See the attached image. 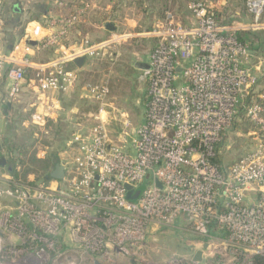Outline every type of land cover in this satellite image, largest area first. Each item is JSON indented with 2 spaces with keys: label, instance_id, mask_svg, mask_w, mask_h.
<instances>
[{
  "label": "built area",
  "instance_id": "built-area-1",
  "mask_svg": "<svg viewBox=\"0 0 264 264\" xmlns=\"http://www.w3.org/2000/svg\"><path fill=\"white\" fill-rule=\"evenodd\" d=\"M245 5L252 16L247 28L264 29V0H246ZM90 9L88 1H80L72 13L49 20L51 34L40 36L37 27L26 32L25 40L40 36L39 50H57ZM187 10L190 24L169 8L148 32L156 44L145 71L143 122L132 126L122 111L120 130L113 133L105 118L109 82L88 83L86 97L100 109L95 122L79 124L68 141L77 153L66 163L64 180L37 187L0 180V201L13 204L0 209V226L25 239L23 248L53 242L67 228L81 242L84 255L134 259L146 248L151 230L182 217L202 236L214 224L219 232L210 238L223 237L229 264L264 261V97L255 89L259 76L249 66V45L221 26L202 1H188ZM120 38L112 34L93 43L85 40L68 57L99 56ZM7 62L0 58V69ZM27 69L33 70L29 81ZM7 75L10 99L28 83L42 93L67 91L79 83L78 72L63 62L36 63L27 55L12 63ZM242 109L257 128L251 134L253 147L229 165L218 164V147ZM127 185L133 195L139 191L134 200L127 197ZM34 250L38 258L44 256L43 247Z\"/></svg>",
  "mask_w": 264,
  "mask_h": 264
},
{
  "label": "rangeland",
  "instance_id": "rangeland-1",
  "mask_svg": "<svg viewBox=\"0 0 264 264\" xmlns=\"http://www.w3.org/2000/svg\"><path fill=\"white\" fill-rule=\"evenodd\" d=\"M157 1V10H164L160 9L161 0ZM188 1L174 0L168 5L184 14L183 11L186 9ZM229 3L231 1L227 4L229 5ZM147 6L149 5H143L141 9H146ZM141 9L140 13L133 15L138 24L135 28L132 29L129 25L118 24L115 34L121 36V38L116 44L108 46L105 52L102 53L103 55L92 57L93 61L90 62L91 74L86 76L85 79L83 77V83L80 82L83 86L87 81L94 83L103 78L109 81L110 93L107 98L109 105L105 107V118L113 133L120 130L123 122L120 112L124 110L128 112V115L126 114L127 120L132 126L136 127L143 118L148 104V78L145 71L149 55L155 44L153 37H150L148 32L152 31L155 24L152 15L149 14L150 10L144 15L141 13ZM126 14L129 17L132 16V13L128 11H126ZM93 42L95 41L90 43ZM260 53H262L261 50ZM254 54L255 51L251 50L248 62L252 65L257 63V56H254ZM48 57L54 59L52 55L44 56L40 54L38 60L44 62L43 60ZM32 71L31 69L28 72L33 73ZM87 102L89 104L85 106L88 110L75 113L71 124L63 132L60 131L62 134L56 133L52 128V132L44 133L34 125L21 127V129L14 131L13 140L10 141L8 146L13 149V153H16L15 157L26 162V168L32 169L33 172L29 174L27 182L35 180L37 167L42 165H35L32 162L34 154H37L39 158L49 160L48 157L60 149L58 142H64V139L66 142L70 140L72 133L78 128L77 123L74 125L75 121L85 126H90L95 122L94 117L99 113L100 104L91 98L87 99ZM253 132H257L256 126L249 121L246 110H240L225 142L218 147L219 164L229 165L251 149L253 147L254 136L251 135ZM64 148L68 149L64 159L68 162L73 155L70 148L66 145ZM18 169L23 174L25 167L20 166ZM4 175L9 176L7 172ZM9 177V181H11L12 177ZM20 179L24 181V177H20ZM0 180L8 184L3 179L0 178ZM37 185L41 186L40 182H37ZM3 227L0 226V264H172V260L179 258L186 261L191 260L198 250H203V262L206 264H218L220 262L229 264L230 258L227 255L228 251L225 249L226 245L222 240L223 237L207 240L201 234L196 233L182 217L171 225H162L155 228L154 231L151 230L146 241V248L140 256L134 259L125 257L104 260L97 255H84L81 251V242H76L67 228L65 231L58 233L53 242L48 244L32 243L34 244L33 247L23 248L25 239L9 233L7 228ZM217 231L215 230L216 233ZM36 246L44 248L45 253L41 258L36 256V250H34Z\"/></svg>",
  "mask_w": 264,
  "mask_h": 264
},
{
  "label": "crops",
  "instance_id": "crops-1",
  "mask_svg": "<svg viewBox=\"0 0 264 264\" xmlns=\"http://www.w3.org/2000/svg\"><path fill=\"white\" fill-rule=\"evenodd\" d=\"M80 1H88L91 4L89 13L84 17V20L78 24V26L85 24L89 27L90 31L87 34V38L82 36L80 29L74 28L70 37L71 41L63 47L58 48L54 53V59L50 60L58 63L63 62L68 65L67 68L76 70L79 75V83L67 91H49L45 93L39 92L32 84L28 83L25 84L18 97L10 99L8 92L12 82L7 75L8 67L14 62L19 63L26 55L29 56L32 61L39 63L38 56L42 54V52L38 49L39 42L37 38L51 34L54 29L48 26L49 20L60 13L67 15L64 13L66 10H69L66 6H70V3H79ZM229 1H231V3L228 5L227 3ZM245 1L246 0H211L210 2L212 9L217 14L218 22L221 26L235 33L238 31H252L257 35V38L253 36V41L257 46V48L253 49V51H255L254 56H257V63L254 65L249 63V66L259 76L258 84L255 87L256 93L264 97V29L251 30L247 28L252 22V16L246 9ZM172 2H174V0H168L169 4ZM61 3L65 4V6H61ZM146 4L149 6H147V9L142 10L139 8L137 0H0V58L6 57L8 59L4 67L0 69L1 150L8 146L10 141L13 140L12 135L16 129L34 125L44 133L52 132V128L53 131L59 134L60 131L63 132L65 128L71 124L75 117V113L88 110L85 105L89 104L87 99L90 98L86 97L85 86L90 81L84 83L83 86L80 82L83 83V77L85 79L87 78L86 76L91 74L90 62L93 61L92 57L84 56L85 60L82 67H78L74 60L69 59V54L72 49H77L81 44H84L85 40L89 42L101 41L115 34L118 24L129 25L132 29L135 28L138 24L134 16L136 13H140V9L142 10L141 13L144 15L150 10L149 14L152 15L154 24L156 25L164 18V16L160 17L157 13L158 1L147 0L145 5ZM185 8L186 9L183 11L184 14L179 13L175 9L173 10L184 23L190 24L193 22V19L187 10V6ZM126 11L132 13V16H127ZM123 20H125V22H123ZM107 23H112L115 29H107ZM37 27L39 28L40 36H35L33 39H30L37 42V44L33 45L25 40V35L26 32L32 33ZM23 32L24 37L20 38L19 36ZM152 39L156 44V39ZM260 50L262 53H260ZM148 65L149 58L146 67ZM29 80L30 79H28V81ZM102 80L105 79H99L98 81ZM78 100H80V103ZM260 101L264 103L263 98H260ZM123 112L128 115V112L125 110ZM33 116H39L40 119ZM144 116L145 112L139 124L143 122ZM75 124L76 126L78 125V128L75 130L77 131L80 123L75 121L74 125ZM62 138L64 137L62 136ZM64 143L71 149L72 158L77 151L73 150L65 139L64 142H58L60 149L53 153V157L56 156L66 167V163L68 164L71 159L68 162L64 160L65 154L68 152V149L64 148ZM5 157L6 160L10 158L7 154ZM10 171V166L0 164V178L7 183L10 179L9 176H11ZM6 172L9 176L4 175ZM12 206L13 204L8 200L0 201V208L3 210H8Z\"/></svg>",
  "mask_w": 264,
  "mask_h": 264
},
{
  "label": "trees",
  "instance_id": "trees-1",
  "mask_svg": "<svg viewBox=\"0 0 264 264\" xmlns=\"http://www.w3.org/2000/svg\"><path fill=\"white\" fill-rule=\"evenodd\" d=\"M146 1L147 0H137V4H138L139 8H142L143 5H145ZM200 1H202L204 3V5L207 6L209 8V10L212 11L215 14V17L217 18L216 12L211 7V2H210L211 0H200ZM78 4L79 3H77V2L70 3V6L69 5L66 6L67 9H69V10H66L64 13L67 14V15L72 13L77 8ZM168 4H169L168 0H161L160 9H164V10H158L157 11V13L159 14L160 17L165 16L164 15L165 11L170 8L169 7L170 5H168ZM74 28L80 29L81 33H82V36L87 38V34L90 31L88 26H86L85 24H82V25H79V26L76 25ZM73 29H72V32H73ZM72 32H71V34H72ZM235 34H236V37L241 42L247 43L249 45L250 50H253L254 48H257V46L255 45V43L253 41V36L255 38H257V35H255L254 32H252V31L251 32L250 31H244V32L238 31ZM19 37L20 38L24 37V32L21 33V35ZM70 37H71V35H70ZM70 41H71L70 38L68 40H65V42H64L65 45L68 44ZM41 52H42V54L44 56H47V55L51 56L52 55L53 58H54L55 57L54 53L56 52V48L41 49ZM50 59L52 60V58L48 57L46 60H43V61L44 62H48V61H50ZM66 67H68V65H66ZM28 71H31V69H27V72ZM32 76H33V73H31V72L29 73L28 72L27 78L30 79ZM146 109H147V107H146ZM242 110H244V109H242ZM6 154L8 156L10 155L9 156L10 158H8V160H6V157H5ZM15 154L16 153H13V149H11L9 146L4 147L0 151V161H1V159H4V163L0 162V164H2L4 166L8 165V166L11 167L10 174L12 176V180L8 181L9 185L19 184V185H31V186L37 187L38 186L37 182H40L41 186H46V185H48V184H50L52 182H55V183L60 182V181L54 180V179H49V180L46 179V176H48L50 174V172L54 169L55 165L59 162V159L56 158V156L53 157V154L48 157L49 160H46L44 158H39L37 156V154H34L32 162H34L35 165H38V164H42V165L37 167L38 168L37 176L35 177V180L33 182H27L26 181L28 179V177H29V174L31 172H33L32 169L31 168H26L27 167V166H25L26 162H24V160L22 161L21 158L18 159V157H15ZM215 162L219 164V160L217 158L215 159ZM20 166L25 167V169L23 171V174L20 173V170L18 169V167H20ZM20 177H24V181H22L20 179ZM215 230H216V226L214 224L211 225L209 227L208 235H206L204 237L208 240L210 237H212L215 234H217L215 232ZM258 264H264V261L258 260Z\"/></svg>",
  "mask_w": 264,
  "mask_h": 264
},
{
  "label": "water",
  "instance_id": "water-1",
  "mask_svg": "<svg viewBox=\"0 0 264 264\" xmlns=\"http://www.w3.org/2000/svg\"><path fill=\"white\" fill-rule=\"evenodd\" d=\"M106 28L109 29V30H114V25L112 23H107L106 24ZM28 42L30 44H37L36 41L34 40H28ZM84 60H85V57L84 56H80V57H76L74 59V62L75 64L78 66V67H82L83 63H84ZM149 66V65H148ZM147 66V68H148ZM0 151H1V146H0ZM1 163H4V159H1L0 161ZM66 176V167H65V164L62 162V161H59L54 169L50 172V174L48 176H46V179L49 180V179H54V180H58V181H62L64 180ZM160 185V184H159ZM127 189L129 190L128 194H127V197L131 200H134L138 195H139V191L133 195L132 194V190H131V186L127 185L126 186ZM205 247H207V245H205ZM203 250H198L195 255L193 256L192 260L194 262H201L203 260Z\"/></svg>",
  "mask_w": 264,
  "mask_h": 264
}]
</instances>
